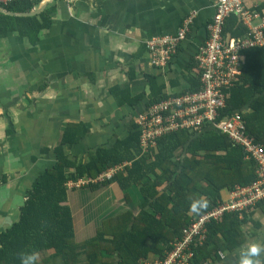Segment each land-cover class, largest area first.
Returning a JSON list of instances; mask_svg holds the SVG:
<instances>
[{
	"label": "trees",
	"instance_id": "1",
	"mask_svg": "<svg viewBox=\"0 0 264 264\" xmlns=\"http://www.w3.org/2000/svg\"><path fill=\"white\" fill-rule=\"evenodd\" d=\"M40 1L15 0L2 6L29 11ZM55 9L53 1L35 15L0 12V39L17 32L34 43L52 23ZM246 30L231 14L223 33L242 36ZM241 62L240 75L224 87L228 97L220 117L239 114L244 133L264 145V45L243 49ZM187 69L193 75L181 93L200 88L195 54ZM153 76L145 105L167 96L160 94L162 88L154 85ZM87 130L80 123L64 127L54 163L34 180L19 219L0 232V264H21V254L31 252L38 254L36 264H145V258H162L182 228L211 209L224 191L256 177V162L246 158L243 146L211 124L200 131L169 132L141 153V128L133 119L122 137L90 151L86 159L65 152V144L77 143ZM123 161L128 163L114 175L92 181ZM79 178L85 180L87 197L67 187L69 179ZM108 185L118 204H92L91 196ZM257 204L264 208V201ZM247 213L240 218L236 212H226L221 220L208 223L207 238L189 264L211 263L219 259V250L232 252L243 245L254 233L243 227Z\"/></svg>",
	"mask_w": 264,
	"mask_h": 264
},
{
	"label": "crops",
	"instance_id": "2",
	"mask_svg": "<svg viewBox=\"0 0 264 264\" xmlns=\"http://www.w3.org/2000/svg\"><path fill=\"white\" fill-rule=\"evenodd\" d=\"M53 1L52 23L34 43L17 32L0 39V232L19 219L34 180L54 163L55 146L68 123L88 130L64 150L86 159L126 133L151 97L150 76L165 97L183 92L193 75L187 65L206 38L214 9V0ZM246 3L264 10V0ZM191 13V30L176 54L165 67L153 66L146 39L175 33ZM80 186L67 187L85 194ZM112 190V185L101 188L107 199ZM227 196L224 191L222 199ZM110 198V205L118 204L115 196ZM247 212L243 227L254 233L242 248L264 245L262 204ZM239 249L222 251L224 257L204 264H236Z\"/></svg>",
	"mask_w": 264,
	"mask_h": 264
},
{
	"label": "built area",
	"instance_id": "3",
	"mask_svg": "<svg viewBox=\"0 0 264 264\" xmlns=\"http://www.w3.org/2000/svg\"><path fill=\"white\" fill-rule=\"evenodd\" d=\"M12 1L15 0H0V6ZM213 8L206 23V38L195 52L200 88L159 98L140 110L135 116L141 128L140 147L143 153L154 146L159 137L169 132L178 129L200 131L211 124L243 146L246 158L256 162V177L247 185H235L228 191L226 198L218 200L211 209L194 217L182 228L180 236L171 242V247L162 258H145V264H189L196 248L207 238L208 223L221 220L226 212H236L242 218L244 211L264 201V145L254 142L244 133L239 114L220 117L228 97L224 87H228L241 73V51L264 44V12L247 5L246 0H214ZM231 14H235L246 27L242 36H227L223 33L225 21ZM193 18L194 13L187 15L173 34L146 39L145 46L153 66L163 68L169 63L179 43L187 37ZM127 163L124 161L108 168L92 181H102L114 175ZM84 183L82 178L68 181L69 186ZM218 255L224 257V252L219 250Z\"/></svg>",
	"mask_w": 264,
	"mask_h": 264
},
{
	"label": "clouds",
	"instance_id": "4",
	"mask_svg": "<svg viewBox=\"0 0 264 264\" xmlns=\"http://www.w3.org/2000/svg\"><path fill=\"white\" fill-rule=\"evenodd\" d=\"M193 207L195 208V205ZM262 253H264V245L249 243L246 248L241 249L238 264H260ZM37 259L36 252L21 254V264H36Z\"/></svg>",
	"mask_w": 264,
	"mask_h": 264
},
{
	"label": "water",
	"instance_id": "5",
	"mask_svg": "<svg viewBox=\"0 0 264 264\" xmlns=\"http://www.w3.org/2000/svg\"><path fill=\"white\" fill-rule=\"evenodd\" d=\"M51 1L53 0H41L36 7H34L33 9L29 11H12V10H8L5 7L0 6V12L6 13L9 15H35V14H38L40 11H42L44 7Z\"/></svg>",
	"mask_w": 264,
	"mask_h": 264
},
{
	"label": "rangeland",
	"instance_id": "6",
	"mask_svg": "<svg viewBox=\"0 0 264 264\" xmlns=\"http://www.w3.org/2000/svg\"><path fill=\"white\" fill-rule=\"evenodd\" d=\"M109 192V199H107V195L104 193V191H96L95 192V194H94V196H91L92 197V199H91V202H92V204H93V202L95 203V204H97V205H99L100 203H102V200L100 199V198H103V201L105 202V203H107L108 204V206H110V200H111V196H113L114 197V193H113V191H108ZM92 194V193H91ZM96 194H98V196H96ZM85 194H82V196H84ZM101 196V197H100ZM79 197H81L80 195L78 196V199H79ZM90 197V198H91ZM90 198H89V200H90ZM108 206H107V208H108ZM246 227V226H245ZM242 245L240 246V249H242ZM239 249V250H240ZM150 259H151V257H150Z\"/></svg>",
	"mask_w": 264,
	"mask_h": 264
},
{
	"label": "flooded vegetation",
	"instance_id": "7",
	"mask_svg": "<svg viewBox=\"0 0 264 264\" xmlns=\"http://www.w3.org/2000/svg\"><path fill=\"white\" fill-rule=\"evenodd\" d=\"M190 30H191V29H190ZM189 32H190V31H189ZM187 36H188V35H187ZM185 39H186V38H185ZM185 39H184V40H185Z\"/></svg>",
	"mask_w": 264,
	"mask_h": 264
}]
</instances>
